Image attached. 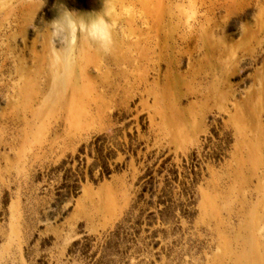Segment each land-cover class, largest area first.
<instances>
[{"label": "rangeland", "instance_id": "1", "mask_svg": "<svg viewBox=\"0 0 264 264\" xmlns=\"http://www.w3.org/2000/svg\"><path fill=\"white\" fill-rule=\"evenodd\" d=\"M103 2L0 0V264H264V0Z\"/></svg>", "mask_w": 264, "mask_h": 264}, {"label": "clouds", "instance_id": "2", "mask_svg": "<svg viewBox=\"0 0 264 264\" xmlns=\"http://www.w3.org/2000/svg\"><path fill=\"white\" fill-rule=\"evenodd\" d=\"M173 11L185 21L186 28H191L201 14L198 6L183 2L174 5ZM140 14L139 9L133 4L121 6L113 0H104L103 8L99 12L80 14L64 8V11L59 12L58 17L48 25L54 38L60 33L72 36L79 34L98 50L108 53L114 47L118 22Z\"/></svg>", "mask_w": 264, "mask_h": 264}, {"label": "bare ground", "instance_id": "3", "mask_svg": "<svg viewBox=\"0 0 264 264\" xmlns=\"http://www.w3.org/2000/svg\"><path fill=\"white\" fill-rule=\"evenodd\" d=\"M72 111L75 112V109L73 108ZM177 134H179V133L177 132ZM245 250H246V249H245ZM245 250H244L243 254L245 253ZM243 254H242V255H243ZM257 255H258V245L255 244V248H251V249L247 250L246 253L244 254V257L247 258V259H251L252 263L254 264V262H255V257H256ZM261 260H262V259H261L260 257L257 259V261H261Z\"/></svg>", "mask_w": 264, "mask_h": 264}]
</instances>
